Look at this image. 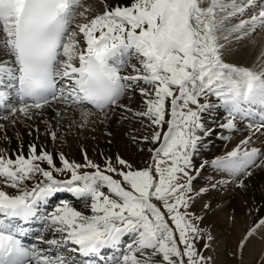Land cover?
Returning <instances> with one entry per match:
<instances>
[{
	"label": "snow or ice",
	"instance_id": "snow-or-ice-1",
	"mask_svg": "<svg viewBox=\"0 0 264 264\" xmlns=\"http://www.w3.org/2000/svg\"><path fill=\"white\" fill-rule=\"evenodd\" d=\"M90 10L83 0H0V134L10 143L9 126L40 119L55 143L61 121L83 129L119 115L140 124L129 139L146 155L101 151L97 161L82 149L77 161L25 124L37 133L27 151L20 133L15 149L0 147V264H213L212 205L197 213L196 200L228 185L247 194L264 173V66L225 56L228 43L264 30V0H105ZM234 133L243 137L231 150L204 158L206 137ZM260 191L248 212L264 210ZM261 229L264 215L231 255L242 258Z\"/></svg>",
	"mask_w": 264,
	"mask_h": 264
},
{
	"label": "bare ground",
	"instance_id": "bare-ground-1",
	"mask_svg": "<svg viewBox=\"0 0 264 264\" xmlns=\"http://www.w3.org/2000/svg\"><path fill=\"white\" fill-rule=\"evenodd\" d=\"M86 1V0H85ZM83 1V2H85ZM89 2V0H88ZM93 2V0H91ZM109 4L115 3L116 0H107ZM207 0H205V3ZM93 6L95 9H91L88 12V18L96 15L99 12L104 11L105 0L95 1ZM86 5V4H85ZM92 6V5H90ZM235 21H226L225 27L218 32L220 42H223V35L227 34V28L230 23ZM259 34V33H258ZM256 37V36H255ZM249 37L248 39L241 40L239 42L231 41L226 45V59L229 62L243 64L245 66H251L258 68L264 61V32L259 35L258 38ZM237 45V46H236ZM133 63L135 61L133 60ZM137 100V101H136ZM139 96L137 95L132 101V107H137L139 103ZM136 102H138L136 104ZM46 116L51 118L53 112L49 109ZM78 121V113L74 117ZM95 117H93L94 119ZM120 117L118 115L109 114V118L100 124H91L83 129L78 126L67 128L68 120L61 121L62 127L58 131V139L55 143L46 135L44 128L45 125L41 123L40 119H33L31 121L26 120L24 124L18 123L15 126H9L7 132L12 137L11 142L7 143L3 140L2 134H0V147L15 149L17 147V138L14 133H20L19 139L24 142L25 151H27V144L36 141L37 133L32 130V135H28L29 129L25 127V124H35L39 127V142L43 143L47 148L54 151L64 152L70 159L77 161L82 160V149L87 151L90 158L99 161V153L103 151L107 155H112L119 152L125 158H128L135 162H140L146 153H138L136 147L132 144L129 137L131 134L124 126H121V122L117 123ZM129 122V121H128ZM110 132L109 136L106 133ZM223 134H227L226 132ZM243 137V134H232V139L225 142L219 136H209L205 138L207 147L202 149L204 158L211 159L216 155H221L224 152L231 150L236 143ZM264 140V137H261ZM261 140H256V144L259 145ZM111 141V143H109ZM205 175L212 174L209 170L204 173ZM219 177H217L218 179ZM203 181H196V185L203 184ZM261 187H264V173H258L250 184L247 194L240 189L228 185L221 191H210L208 194L201 196L196 200L194 210L199 213L205 202H209L212 207L206 213L204 217V224L211 225L212 228H224L225 222L229 220V216H233L238 225V230L245 231L256 220L257 216L264 215V210L260 213L245 216L248 207L252 205L253 201L259 204L262 193ZM11 191V189H8ZM71 195V194H70ZM67 198H70L67 196ZM70 200V199H68ZM74 206L81 208V203L71 199ZM247 201V204L245 203ZM220 205V207H217ZM35 227V226H34ZM264 231V229H261ZM256 245V244H255ZM261 248V251L260 249ZM253 255L257 252H261L264 256V244L262 246H254L251 248Z\"/></svg>",
	"mask_w": 264,
	"mask_h": 264
},
{
	"label": "rangeland",
	"instance_id": "rangeland-1",
	"mask_svg": "<svg viewBox=\"0 0 264 264\" xmlns=\"http://www.w3.org/2000/svg\"><path fill=\"white\" fill-rule=\"evenodd\" d=\"M85 1V0H83ZM97 2L99 0H86L83 2L86 5H92L91 9H95L93 6L94 2ZM82 18H77L78 22H81ZM264 30L259 31L255 34H253L251 37L258 38L261 33H263ZM259 33V34H258ZM228 34V33H227ZM226 34V35H227ZM223 35V36H226ZM230 39V38H229ZM221 43H224L221 41ZM237 46V45H236ZM135 61V60H134ZM137 101V100H136ZM138 102H136L137 104ZM139 105V103H138ZM137 105V106H138ZM118 117H120L118 115ZM121 126H124L125 129H127L131 134H135L133 132L134 129H140V124L138 122L134 121H122ZM146 153V152H145ZM144 153V154H145ZM143 154V153H142ZM142 161V160H141ZM70 197V198H67ZM61 199H73V197L68 194V193H61L57 196L56 200H61ZM74 200V199H73ZM55 202V201H53ZM80 203L79 201H77ZM251 213L246 211L245 216H250ZM251 226V225H250ZM249 226V227H250ZM238 225L234 219L231 221L228 220L225 222V227L224 228H212L213 234L216 236V241L213 245L214 251L212 252H207L205 251V255H211L213 257V264H264V256L261 254V248L259 252L253 255L251 248L254 246H262L264 244V231L259 230L257 234L246 244L244 247L243 251V256L242 258L239 255H231V253L236 251V246L238 241L244 236L245 231H240L238 230ZM203 242H201L202 244ZM256 244V245H255Z\"/></svg>",
	"mask_w": 264,
	"mask_h": 264
}]
</instances>
